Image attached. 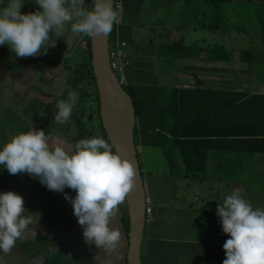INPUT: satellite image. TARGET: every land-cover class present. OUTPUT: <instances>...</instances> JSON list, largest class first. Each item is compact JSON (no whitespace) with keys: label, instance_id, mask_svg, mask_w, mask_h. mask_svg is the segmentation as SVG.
Returning a JSON list of instances; mask_svg holds the SVG:
<instances>
[{"label":"rangeland","instance_id":"374dc122","mask_svg":"<svg viewBox=\"0 0 264 264\" xmlns=\"http://www.w3.org/2000/svg\"><path fill=\"white\" fill-rule=\"evenodd\" d=\"M150 1L153 3L147 4L148 12L153 6H157V10L150 11L152 18L155 19L153 14H156L158 19L165 21L164 26L156 24L154 27H149L147 25L143 28L137 27L134 29L135 37L133 36V38H136V34H138L142 37V40L152 37L154 40L160 39L161 42H164L165 38L168 37L167 41L170 42L182 33L185 34V39H187V41L190 37L193 40L202 42L204 45H224L229 49H234L233 60L231 62H210L207 60L208 58L205 52L201 55L199 61L197 60V63L194 60V73L204 76V83L207 84H212V82L206 78H212V74L231 75L232 82H223L222 84L226 86V88L238 87L240 89L239 86L241 85L246 87L247 82L240 80L243 79L242 76H247L244 77V80H248V77L257 74V76L264 79V41L262 40L264 33V0H233L232 3H225L223 10L225 22H222V27L224 29L209 30L202 28L197 31H194L192 27H199L203 22L208 23L213 19V16L208 13L207 15L200 14L197 19H194L196 17L195 14L194 18L191 16L193 10L196 11L202 8L201 5L203 4V0ZM86 7L91 8L92 2H87ZM37 10L40 9L35 3V0H24V4L21 8L22 13L34 12ZM175 26L180 29L175 31ZM80 36L81 34L72 33L70 27H66L64 37L57 38L50 32V37L56 40L55 47H49L46 54H43L42 50L41 54L26 58L15 56L8 45H0V147L5 144V134L8 141L11 135L26 132V129L30 130L34 127L38 130L42 129L44 132L49 130L47 133L45 132V134L48 137L50 145L60 142L66 151L71 152L73 150L66 147V145L69 142L73 143L71 139L78 133L77 124L73 117L77 115V117H81L86 121L89 113H93L95 117L87 122V126H94L97 133H93V135L88 134L86 138L96 135L105 138L106 133L103 130L96 111L97 104L94 100L96 93L93 84L88 83L84 76L74 81L73 87L71 88V91H75L78 94L79 100L72 111L67 127L59 128V126L62 125L58 126L54 120L55 109H49L52 108L53 103L54 105L57 104L55 101H57L59 97L65 100L67 99V95L63 98L62 95L65 94L67 86L71 84L69 76L70 74L72 75L74 70L72 68L68 70V68L65 67L68 65L64 63L63 58L66 57V61L73 65L85 60L84 53L87 51V45L85 43L83 44L84 50H80L81 44L76 52L67 55L72 51L76 40ZM172 42H170V44ZM248 47H253L255 50V61L252 64L253 66L250 63H245L240 60V49ZM70 48L71 51H69ZM155 59H157L155 62L156 72L151 74L155 76L159 70V75L164 80L162 83L168 85L167 82L172 80L176 72L172 73L168 69V65L164 58H154L153 61ZM144 60L143 62H146V59ZM182 61V58H174L169 60L168 63L172 70L178 71L179 68H182ZM127 73L125 72L126 77ZM138 80L142 81L139 78ZM172 81H174V79ZM213 84L219 85L221 82L215 81ZM29 101H32L33 104L26 107ZM34 108L40 109L43 117L38 120H32L29 114L34 113ZM140 146L141 145H139V147ZM156 148L143 146L144 152L149 154L148 157L151 158L148 160L149 162H147L148 167H150L148 170L151 174L156 175L161 173V175H163V166L152 160L154 152L158 153L159 149ZM249 155L250 154H248V156ZM252 165L253 169L261 167L264 171V162L260 164L252 163ZM238 167H240L239 163ZM5 171L6 167L0 165V193L14 191L21 195L24 200V215H31L32 217L33 222L28 226L23 236L25 239H36L49 231L44 225L47 195H59L61 201L65 203L67 208L72 209V204L65 198V194H63L66 192L65 189L67 187L61 193L49 190L40 182L38 177L34 178L27 173H18L10 186L6 184L3 185ZM206 172L207 179H210L213 178L214 173L217 171L208 170ZM218 172H220V176L226 175L224 170ZM245 180L248 179L243 173L236 176L233 182L241 185L240 182H245ZM213 181L219 184L215 185L211 195L208 193L209 189L206 185L203 187V191L196 188L197 183H204L201 182V180L190 181L191 183H188L190 187H194V189L199 191L203 198L207 197V201L214 200L209 203L208 214H210L212 210L216 212L218 203H222L224 197L227 195L220 187L222 182L217 178L212 179V181H210L211 186H214ZM175 182L178 188V200L183 201L185 198L182 193L186 192L185 180L178 178ZM189 191H192L191 188ZM256 191L258 192L256 196L249 195L242 197L245 200L247 199L246 201L251 204L253 208L264 209V189L263 191L256 189ZM68 196L74 198V195ZM192 196L193 194L190 195V197ZM186 198L188 197L186 196ZM203 201L204 204H207L205 199ZM191 202L194 203V196L191 198ZM124 203L126 208L125 211L128 212L127 201L125 200ZM120 216H122V213H120L119 209L117 214L112 218L110 227L118 228L121 232L122 224L120 222ZM215 219L217 221V226H220V217L216 215ZM206 229L208 230V236L212 238H217L216 235L218 231H220L221 234L224 233L222 232V228H216L214 225ZM76 230L75 235L83 237V227L78 221ZM121 236L122 239L119 247L112 253H107L103 249H97L95 244L91 242H86L83 247H79V245L70 238L67 239L69 241L67 243V252L78 260L79 264H125V253L127 252L126 239L124 234H121ZM43 259L44 255H40L31 260L27 259L17 242L7 254L0 250V264H39Z\"/></svg>","mask_w":264,"mask_h":264},{"label":"clouds","instance_id":"9594fccd","mask_svg":"<svg viewBox=\"0 0 264 264\" xmlns=\"http://www.w3.org/2000/svg\"><path fill=\"white\" fill-rule=\"evenodd\" d=\"M35 0L40 10L22 13L24 0H8L0 8V45H8L17 57H34L55 47L64 37L66 27L76 34L95 37L111 33L119 23V13L113 0ZM79 96L68 91L67 99L56 104L54 120L66 124ZM113 145L99 135L79 140L74 151H66L60 142L50 145L41 129L11 135L0 147V165L9 174L27 173L39 178L49 190L63 192L67 187L76 192L74 198L65 194L73 206V214L83 227L86 242L97 249L114 252L122 239L118 228L110 227L135 188V168L132 162L113 152ZM23 197L14 191L0 193V250L7 254L22 239L33 222L24 215ZM216 214L222 230L230 238L223 244L226 259L223 264H264V209H253L234 189L218 203Z\"/></svg>","mask_w":264,"mask_h":264},{"label":"trees","instance_id":"16d2710c","mask_svg":"<svg viewBox=\"0 0 264 264\" xmlns=\"http://www.w3.org/2000/svg\"><path fill=\"white\" fill-rule=\"evenodd\" d=\"M7 2L8 0H0V8L5 6ZM232 2L233 0H203L202 8L194 10L196 15L194 19H197L200 14L207 15V13L211 14L213 19L208 23L203 22L199 27L197 25H195L197 27L191 26L192 29L194 31L202 28L209 30L224 29L222 27V22H225L224 4ZM262 40L264 41V33ZM172 41H170L171 44L166 41L159 43L161 56L198 60L205 52L209 60L224 62L233 60L234 49H229L224 45H204L202 42L193 40L190 37L187 41L185 34L182 33ZM84 43L87 45V51L84 53L85 60L75 65L70 79L71 84L67 86L62 98L71 90L74 81L84 76L88 83L93 84L96 93L94 98L97 104L96 111L103 127L99 113L100 101L97 82L92 67L90 37L86 36L83 39L80 43V45L82 44L80 50H84ZM240 50V60L252 65L255 61L254 48L248 47ZM69 51H71V48ZM123 86L132 97L135 105L134 136L137 150L139 145L161 147L169 165L168 175L175 180L180 178L191 183L195 180L206 179L208 154L213 149L220 153L226 139L232 138L233 141L242 139L245 143L247 142L246 152H262L264 154V126H241V129L237 128L239 124L252 122V120L249 121L241 115L243 111L240 110V104L244 103L242 99L246 97L243 92L208 87L167 88L141 83H130ZM60 99L59 97L57 101ZM31 104L33 102L29 101L26 107ZM49 109H55L56 112V105L53 103L52 108ZM33 112V114H29L32 120L43 117L40 109L34 108ZM87 117L86 121L81 117H77V115L73 117L78 128V133L71 139L74 144L86 138L88 134L97 133L94 126H87V122L95 116H93V113H89ZM67 124L68 122L58 126L63 128L67 127ZM28 130L26 129V132ZM47 131L45 132L47 133ZM4 142H7L6 134ZM220 144L221 149L219 148ZM140 163L141 169H143V164L141 161ZM17 175L9 174L6 169L2 184L10 186ZM68 192L76 195V192L70 188H68ZM46 202L44 225L49 231L36 239H25L23 237L16 242L19 243V247L27 259L31 260L44 255L43 261L39 264H79V261L67 252L68 238L76 242L79 247L86 244L85 240L75 235L76 219L67 210L59 196L55 194L47 195ZM119 207L122 209L121 205ZM213 211L215 210L210 213L213 214ZM121 221L128 239L130 222L125 210H123ZM125 264H127V259H125Z\"/></svg>","mask_w":264,"mask_h":264},{"label":"crops","instance_id":"0c3cea01","mask_svg":"<svg viewBox=\"0 0 264 264\" xmlns=\"http://www.w3.org/2000/svg\"><path fill=\"white\" fill-rule=\"evenodd\" d=\"M148 3L153 2L150 0H122V6L116 8L119 13V23L114 24L110 33V48L116 49L120 46L121 42H128L125 53L120 58V61L125 67V72H128L127 77L124 72L126 84L138 82L167 88L208 87L218 90L243 92L246 97L242 99L244 103L240 104V110L243 111L241 115L249 119V121L252 120V122L248 124H239L237 128L241 129V126H264V79L257 76V74L251 76L252 78L248 77V80H244V77L247 76H242L243 79L240 80L246 81L247 86L244 87L241 85L239 86L240 89L238 87L226 88V86L222 85L223 82H232V76L228 74H212V78L205 76L212 82V84H207L204 83V76L192 74L194 73V59L183 58L182 68H179L178 71H174L168 63L169 60L174 58L160 55V39L157 40L155 38L156 40H154V38L149 37L148 39L144 38L142 40V37L138 34H136V38H133L134 29L137 27L143 28L145 25L154 27L156 24L164 26L165 21L158 19L156 14H153L155 19L152 18L151 12L157 10L158 7L153 6L150 9L151 12H148ZM191 16L194 18V10ZM175 28V30L180 29L177 28V26H175ZM167 40L168 37L165 38L164 41L168 42ZM158 57L165 59L168 69L172 73L176 72V75L172 78L174 81L170 80L167 82L168 85L162 83L164 80L159 75V70L155 76L151 74L156 72L155 62L157 59L154 61L153 59ZM144 59H146V62H143L145 61ZM195 61L197 63V60ZM209 61L212 62L213 60ZM119 76L121 75L119 74ZM137 76L142 81H139ZM215 81L221 82V84H213ZM104 139L109 143L106 135ZM246 143L242 139L240 141H233L232 138H230L223 142L220 153H217L214 149L210 151L208 154L209 161L207 171L214 170L217 172L214 173L213 178L201 180V182L204 183H197L196 188L203 191V187L206 185L209 189L208 193L211 195L215 185L219 183L213 181L214 186H211L210 181L217 178L222 182L220 187L227 195L231 194L234 189H239L242 196H256L258 194L256 189L263 191L264 171L261 167L253 169L252 163L260 164L264 162V154L262 152H246ZM74 146L75 144L70 142L66 145V147L73 151ZM143 146L150 148L157 147L159 149L158 153L154 152L152 160L163 166V175H161V173L155 175L149 172L148 169H150V167H148L147 162H149L148 160L151 158L148 157L149 154L144 152ZM143 146L141 145L139 147L138 155L140 154V161L143 164L142 171L148 205L153 211L146 220L142 243L143 264H223V260L226 259L223 244L230 237L218 231L216 235L217 238H212L208 236V230L206 229L212 225L216 226V228H222V224L217 226V221L215 219L217 215L216 212L213 211V214H208L209 203L214 200L207 201V197L203 198L199 191L194 189V187H190L188 184L189 182L185 181L186 192L182 193L185 199L179 201L178 188L174 178L168 175L169 165L162 148L149 145ZM219 148L221 149V144ZM248 154L250 155L248 156ZM238 163L241 168L238 167ZM223 170L226 175L220 176V172L218 171ZM243 173L248 180L240 182L241 185L233 182L236 176ZM190 188L192 190L191 192L189 191ZM65 190L66 192L63 194L74 195L75 197V194L68 192V188ZM192 194L194 196V203L191 202L193 196L190 197V195ZM186 196L188 198H186ZM204 199L207 204H204ZM124 204L125 203L121 204L123 210L126 209ZM65 207L67 208L66 205ZM119 209L120 213H123L121 207H119ZM253 209L255 210L256 207ZM67 210L74 216L77 222L78 218L73 214V207L72 209L67 208ZM120 222L122 224L121 216ZM121 234L125 236L126 251L128 252L129 243L123 225ZM79 237L85 240L84 237L80 235ZM127 252L125 253V259H127Z\"/></svg>","mask_w":264,"mask_h":264},{"label":"water","instance_id":"95a60500","mask_svg":"<svg viewBox=\"0 0 264 264\" xmlns=\"http://www.w3.org/2000/svg\"><path fill=\"white\" fill-rule=\"evenodd\" d=\"M91 2V0H85ZM115 0H113V6ZM86 35L76 40L71 55L76 52ZM92 67L97 82L100 101V115L107 139L113 145L114 152L133 163L135 168V188L126 198L130 229L128 234L127 264H143L142 243L146 226L147 193L135 143L134 127L136 123L135 105L130 94L124 89L110 61V33L90 37ZM66 57L63 58L65 62ZM74 70L75 65L67 63ZM71 79V74H70ZM118 97L124 106V115H114L111 97Z\"/></svg>","mask_w":264,"mask_h":264},{"label":"built area","instance_id":"2783aa9c","mask_svg":"<svg viewBox=\"0 0 264 264\" xmlns=\"http://www.w3.org/2000/svg\"><path fill=\"white\" fill-rule=\"evenodd\" d=\"M122 6V0H115L114 8H118ZM128 42L123 41L120 43V46L117 47L116 49H111L110 48V61L113 70L117 73L119 80L122 85L126 84V78L124 76L125 72V67L120 61V58L123 56L125 53V48L127 47ZM119 74L121 76H119ZM153 213L152 208L147 204L146 208V215L147 218Z\"/></svg>","mask_w":264,"mask_h":264},{"label":"bare ground","instance_id":"6f19581e","mask_svg":"<svg viewBox=\"0 0 264 264\" xmlns=\"http://www.w3.org/2000/svg\"><path fill=\"white\" fill-rule=\"evenodd\" d=\"M111 103H112V107H113V111H114V115H116V117L119 119L124 115V106L122 101L116 97L115 95H113L111 97Z\"/></svg>","mask_w":264,"mask_h":264},{"label":"flooded vegetation","instance_id":"af4514ba","mask_svg":"<svg viewBox=\"0 0 264 264\" xmlns=\"http://www.w3.org/2000/svg\"><path fill=\"white\" fill-rule=\"evenodd\" d=\"M87 5V2L85 3V6ZM65 64H67L68 62L65 60V62H64ZM65 67H67L68 68V70H69V68L71 67V66H65Z\"/></svg>","mask_w":264,"mask_h":264}]
</instances>
